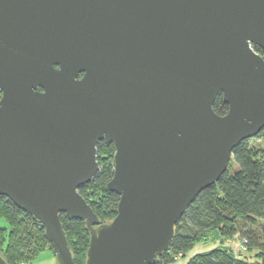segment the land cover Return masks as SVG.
<instances>
[{
	"label": "water",
	"instance_id": "obj_1",
	"mask_svg": "<svg viewBox=\"0 0 264 264\" xmlns=\"http://www.w3.org/2000/svg\"><path fill=\"white\" fill-rule=\"evenodd\" d=\"M255 46L264 0H0V195L43 224L59 264H77L62 212L90 229L84 264H154L264 127ZM103 139L120 195L104 222L79 191Z\"/></svg>",
	"mask_w": 264,
	"mask_h": 264
},
{
	"label": "trees",
	"instance_id": "obj_2",
	"mask_svg": "<svg viewBox=\"0 0 264 264\" xmlns=\"http://www.w3.org/2000/svg\"><path fill=\"white\" fill-rule=\"evenodd\" d=\"M255 48L264 54L262 48ZM228 108L220 92L214 109L224 114ZM254 137L264 140V127ZM249 140H243L234 149L225 173L203 189L180 217L169 250L159 254L154 264H172L178 259V253L185 256L192 250L195 252L190 254L187 264H264V149H256ZM114 152L113 143L99 141V170L91 181L79 188L102 222L116 215L120 197L106 188L114 173ZM60 216L75 261L84 264L90 229L85 221L69 218L65 212ZM0 217L10 226L25 225L24 229L0 226V253L10 264H32L47 242L54 250L43 224L3 195H0ZM239 234L246 239V248L221 240ZM203 244L206 246L200 248Z\"/></svg>",
	"mask_w": 264,
	"mask_h": 264
},
{
	"label": "rangeland",
	"instance_id": "obj_3",
	"mask_svg": "<svg viewBox=\"0 0 264 264\" xmlns=\"http://www.w3.org/2000/svg\"><path fill=\"white\" fill-rule=\"evenodd\" d=\"M248 142L251 146L255 147L256 149H264V140H262L260 138L253 137V138H250V140ZM0 226H8L10 229L12 226H14L15 229H24V227H25V225H17L15 223L11 224V226H10L6 222V220L1 218V217H0ZM218 238H219V236H218ZM243 238H244V236L239 234L236 237H229L228 236V237H224V239L222 238L221 240H224V243L230 242V243H233L235 245H239L242 242H244ZM219 240H220V238H219ZM205 244L207 245L208 242H206ZM205 244L201 245L200 248L206 246ZM45 245H46V247L41 249L38 252V254L35 256V258L33 259V261L31 263L32 264H59L57 256H56L54 250L51 248V244L49 242H47V243H45ZM210 245H212V244H210ZM243 247L246 248L245 246H243ZM194 252H195V250L189 251L187 253V255L185 254V256L183 255L182 257H179L176 260V262H174L172 264H187V261L189 259L190 254H194Z\"/></svg>",
	"mask_w": 264,
	"mask_h": 264
},
{
	"label": "built area",
	"instance_id": "obj_4",
	"mask_svg": "<svg viewBox=\"0 0 264 264\" xmlns=\"http://www.w3.org/2000/svg\"><path fill=\"white\" fill-rule=\"evenodd\" d=\"M243 241L244 242H242L241 244L243 245V246H245L244 244L246 243V239L245 238H243ZM183 255V253H178V255L176 256V258H179V257H181Z\"/></svg>",
	"mask_w": 264,
	"mask_h": 264
},
{
	"label": "flooded vegetation",
	"instance_id": "obj_5",
	"mask_svg": "<svg viewBox=\"0 0 264 264\" xmlns=\"http://www.w3.org/2000/svg\"><path fill=\"white\" fill-rule=\"evenodd\" d=\"M263 56H264V54H262ZM104 140V139H103ZM103 140H100V141H103ZM107 142V141H106ZM99 143V142H98ZM108 143V142H107ZM97 147H98V145H97Z\"/></svg>",
	"mask_w": 264,
	"mask_h": 264
}]
</instances>
